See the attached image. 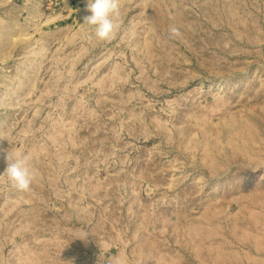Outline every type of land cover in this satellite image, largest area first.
<instances>
[{"label":"rangeland","instance_id":"1","mask_svg":"<svg viewBox=\"0 0 264 264\" xmlns=\"http://www.w3.org/2000/svg\"><path fill=\"white\" fill-rule=\"evenodd\" d=\"M86 4L0 0V264H264V0Z\"/></svg>","mask_w":264,"mask_h":264},{"label":"clouds","instance_id":"2","mask_svg":"<svg viewBox=\"0 0 264 264\" xmlns=\"http://www.w3.org/2000/svg\"><path fill=\"white\" fill-rule=\"evenodd\" d=\"M85 11L90 13L83 17V24L93 28L94 37L101 42L113 40L120 28V0H87ZM169 35L178 38L182 35L176 26L169 27ZM3 159L7 167L0 175L6 176L11 187L17 191L27 192L36 179V170L30 154L13 155L3 150ZM77 239L88 240L87 232H80Z\"/></svg>","mask_w":264,"mask_h":264}]
</instances>
